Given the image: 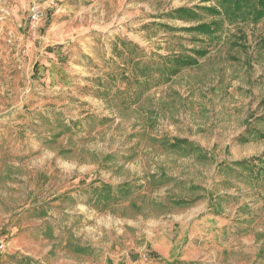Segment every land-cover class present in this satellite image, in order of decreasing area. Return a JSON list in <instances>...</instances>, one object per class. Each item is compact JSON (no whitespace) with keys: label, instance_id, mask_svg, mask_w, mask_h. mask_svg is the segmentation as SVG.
<instances>
[{"label":"rangeland","instance_id":"374dc122","mask_svg":"<svg viewBox=\"0 0 264 264\" xmlns=\"http://www.w3.org/2000/svg\"><path fill=\"white\" fill-rule=\"evenodd\" d=\"M233 9L0 0V264H264V17Z\"/></svg>","mask_w":264,"mask_h":264},{"label":"trees","instance_id":"16d2710c","mask_svg":"<svg viewBox=\"0 0 264 264\" xmlns=\"http://www.w3.org/2000/svg\"><path fill=\"white\" fill-rule=\"evenodd\" d=\"M225 4H229V5H233L234 9L232 11L233 15H240L243 11H250L254 14V19L260 20L264 17V0H224ZM197 10H206V11H210L212 14H219L217 9H211V8H196ZM173 16L175 15H187L190 18H194L197 13L195 11V9H187V8H180L177 9L175 11H173L172 13ZM216 27L217 24L214 23H203L198 25L197 27H194L190 30L192 31H196L202 34H213L216 31ZM196 61H194L193 59H188L185 63V66H190L191 64H195ZM261 120H264V116H262ZM181 140V139H179ZM174 139V143L176 146L180 145V143H182V141H179ZM186 142V141H184ZM191 144V143H190ZM255 167V166H254ZM259 174L264 176V165L263 167L259 168ZM105 190H110L108 191L107 194H111L115 196V191L113 190L112 187H110L109 185H105L104 186ZM127 188H130L129 185H122L120 186L117 191L118 194L123 193L124 191H121L122 189L124 190H128ZM121 191V192H120ZM105 199L108 201L109 197H105ZM82 250V249H81Z\"/></svg>","mask_w":264,"mask_h":264},{"label":"built area","instance_id":"2783aa9c","mask_svg":"<svg viewBox=\"0 0 264 264\" xmlns=\"http://www.w3.org/2000/svg\"><path fill=\"white\" fill-rule=\"evenodd\" d=\"M39 14L38 13H35L34 15H33V20L34 21H36V20H38L39 19Z\"/></svg>","mask_w":264,"mask_h":264}]
</instances>
